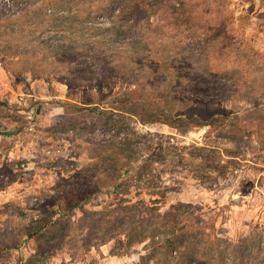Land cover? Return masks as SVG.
<instances>
[{"label":"rangeland","instance_id":"obj_1","mask_svg":"<svg viewBox=\"0 0 264 264\" xmlns=\"http://www.w3.org/2000/svg\"><path fill=\"white\" fill-rule=\"evenodd\" d=\"M0 102V264H264V0H0ZM89 107L135 108L129 134L183 158L151 184L194 204L185 261L128 247L110 196L60 218L51 245L22 238L43 193L103 164Z\"/></svg>","mask_w":264,"mask_h":264},{"label":"trees","instance_id":"obj_2","mask_svg":"<svg viewBox=\"0 0 264 264\" xmlns=\"http://www.w3.org/2000/svg\"><path fill=\"white\" fill-rule=\"evenodd\" d=\"M137 10L133 7L132 12ZM209 27L212 28V32L204 35V42L217 40L222 34V31L213 25H209ZM0 105H4V103L0 102ZM89 108L86 110L100 115L105 120V126L100 133L113 132V128H115L122 135L108 132L98 140L94 136L92 143L96 145L100 142L104 148L103 154L106 153L103 156V164L94 161L91 165L85 166L84 170L72 174V179L66 181V184L71 185L69 189L57 188L54 193H43L44 198L31 209L32 214L25 225L22 238L40 239L46 235L44 242L51 245L53 240L63 236L59 230H52L60 218L62 219L68 212L79 210L85 205L96 206L97 203L94 202L99 196H110V201L107 202L108 205L104 209L108 208L113 212L111 208L116 206L122 209L124 204V210H122L124 218L121 221L123 226L126 223L124 234L128 238V247L133 243L147 241L150 246L157 248L158 252L172 254L177 250L178 261H185L186 258L182 257L187 256L190 249L187 246L188 239L184 229L193 213L187 212V210L193 208L194 204L178 201L166 205L164 193L160 192L159 187L151 184L155 178L154 172L158 170L157 162L162 166L158 172L165 173L167 171L169 174L170 169L168 168L172 166V163L180 164L183 162V158L178 156L179 154L170 155L161 143L152 144L153 137L147 138L144 135H136L134 132L129 134L132 131V126L128 120H125V117L139 114L135 108L108 107L109 109L100 111H96L94 107ZM138 139H141V143L138 142ZM101 171L104 174H101ZM80 177L82 180L78 181ZM161 183L163 186L165 185L163 181ZM165 186L164 188H166ZM131 189L138 190V192L148 191L150 197L147 200L137 199L134 201ZM150 190L154 191L151 193ZM159 193L162 194V197L158 195ZM152 196H159V198H152ZM130 209L136 211H130ZM162 229V233L157 231ZM12 242L9 243V248L14 249ZM177 254L175 252L176 256Z\"/></svg>","mask_w":264,"mask_h":264},{"label":"built area","instance_id":"obj_3","mask_svg":"<svg viewBox=\"0 0 264 264\" xmlns=\"http://www.w3.org/2000/svg\"><path fill=\"white\" fill-rule=\"evenodd\" d=\"M33 112H34L33 109H30L29 110V115L33 114Z\"/></svg>","mask_w":264,"mask_h":264}]
</instances>
